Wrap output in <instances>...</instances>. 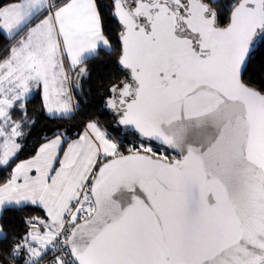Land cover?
Returning <instances> with one entry per match:
<instances>
[{
    "label": "snow or ice",
    "instance_id": "1",
    "mask_svg": "<svg viewBox=\"0 0 264 264\" xmlns=\"http://www.w3.org/2000/svg\"><path fill=\"white\" fill-rule=\"evenodd\" d=\"M109 4H0V168L35 122L33 90L50 117L72 116L69 85L102 51L124 72L104 106L137 138L121 151L89 120L16 163L0 182V264H264V0L226 15L220 0ZM30 206L45 216L10 233L4 213Z\"/></svg>",
    "mask_w": 264,
    "mask_h": 264
},
{
    "label": "trees",
    "instance_id": "2",
    "mask_svg": "<svg viewBox=\"0 0 264 264\" xmlns=\"http://www.w3.org/2000/svg\"><path fill=\"white\" fill-rule=\"evenodd\" d=\"M7 2L8 0H0V4ZM229 2L230 0H220L221 5L225 7V15L226 6ZM104 3L109 4V0H104ZM106 27L110 29L112 36H115L119 31V25L115 21L110 25L106 24ZM9 42L3 35H0V59L7 55L4 49ZM117 60V55L102 51L98 58L86 61L89 76L81 79L80 88H72L74 102L79 104V108L70 117L61 119L47 115L43 107L42 97L38 91L29 97L26 101L27 113L31 120L35 122L25 124L22 127L24 136L21 150L9 167L0 168V182L7 179L16 163L33 156L44 139L51 137L54 132L57 130L63 131L70 139H74L89 120L98 121L101 128L108 133L110 138L121 141V151H125L128 146L136 141L137 138L131 132L118 125L115 113L104 106L107 97V87L124 76V72L118 70ZM252 79L254 82H258L259 75H254ZM12 117L14 120L21 119V111L14 109ZM153 147L162 152L164 151L163 147L155 143ZM172 154L173 152L168 150V155L171 156ZM43 216L44 212L42 209L30 206L21 210L12 209L5 212L4 221L10 233L13 230L19 233L26 230L23 218Z\"/></svg>",
    "mask_w": 264,
    "mask_h": 264
},
{
    "label": "crops",
    "instance_id": "3",
    "mask_svg": "<svg viewBox=\"0 0 264 264\" xmlns=\"http://www.w3.org/2000/svg\"><path fill=\"white\" fill-rule=\"evenodd\" d=\"M69 88H70V91H71V93H72L71 85H69ZM37 91L40 93V95H41V97H42V101H43V90H42V88H41V89H34L31 95H33V94H34L35 92H37ZM31 95H30V96H31ZM30 96H29V97H30ZM44 110H45V109H44ZM74 112H75V111H74ZM45 113L47 114L46 111H45ZM47 115H48V114H47ZM83 129H84V128H83ZM82 131H83V130H82ZM82 131H81V132H82ZM28 159H29V158H28ZM25 160H27V159H25Z\"/></svg>",
    "mask_w": 264,
    "mask_h": 264
},
{
    "label": "rangeland",
    "instance_id": "4",
    "mask_svg": "<svg viewBox=\"0 0 264 264\" xmlns=\"http://www.w3.org/2000/svg\"><path fill=\"white\" fill-rule=\"evenodd\" d=\"M73 100H74V99H73ZM22 138H23V137H21V138H17V142L20 143L21 145H22ZM161 152H162V151H161ZM43 212H44V211H43ZM44 216H45V213H44ZM44 216H43V217H44Z\"/></svg>",
    "mask_w": 264,
    "mask_h": 264
},
{
    "label": "water",
    "instance_id": "5",
    "mask_svg": "<svg viewBox=\"0 0 264 264\" xmlns=\"http://www.w3.org/2000/svg\"><path fill=\"white\" fill-rule=\"evenodd\" d=\"M119 126H121V127H123L125 130H127V131H129V132H131V130L130 129H126L124 126H122V125H119ZM156 145H158V144H156ZM158 146H160V145H158ZM162 147V146H161ZM169 151H171V150H169ZM172 152V151H171ZM174 153V152H173ZM175 154V153H174ZM176 155V154H175Z\"/></svg>",
    "mask_w": 264,
    "mask_h": 264
},
{
    "label": "flooded vegetation",
    "instance_id": "6",
    "mask_svg": "<svg viewBox=\"0 0 264 264\" xmlns=\"http://www.w3.org/2000/svg\"><path fill=\"white\" fill-rule=\"evenodd\" d=\"M173 155H175V154L173 153L171 156H173Z\"/></svg>",
    "mask_w": 264,
    "mask_h": 264
},
{
    "label": "built area",
    "instance_id": "7",
    "mask_svg": "<svg viewBox=\"0 0 264 264\" xmlns=\"http://www.w3.org/2000/svg\"><path fill=\"white\" fill-rule=\"evenodd\" d=\"M71 88H72V86H71Z\"/></svg>",
    "mask_w": 264,
    "mask_h": 264
}]
</instances>
